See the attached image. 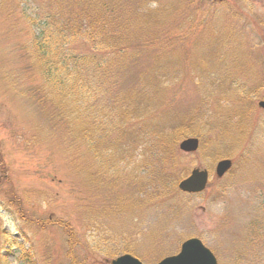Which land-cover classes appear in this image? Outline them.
<instances>
[{
    "label": "rangeland",
    "instance_id": "obj_1",
    "mask_svg": "<svg viewBox=\"0 0 264 264\" xmlns=\"http://www.w3.org/2000/svg\"><path fill=\"white\" fill-rule=\"evenodd\" d=\"M120 5L128 56L112 59L88 107L106 127L116 123L100 135V145H117L100 164L67 132L61 108L28 94L40 80L20 44L45 0H0V264H110L124 253L156 264L190 237L218 264H264V0ZM157 6L159 19L134 17ZM147 25L159 39L147 41ZM149 77V134L133 137L142 120L123 117L118 98ZM189 136L199 148L182 153ZM225 158L231 168L217 178ZM196 167L209 171L205 190L181 193L178 182Z\"/></svg>",
    "mask_w": 264,
    "mask_h": 264
},
{
    "label": "trees",
    "instance_id": "obj_2",
    "mask_svg": "<svg viewBox=\"0 0 264 264\" xmlns=\"http://www.w3.org/2000/svg\"><path fill=\"white\" fill-rule=\"evenodd\" d=\"M22 1L25 3V0ZM121 1L45 0L47 7L44 11L34 8L33 13H30L32 26L30 25L29 38L20 44L25 51L29 69L40 80L39 85L31 88L32 91L28 93L34 97L33 102L43 107L61 108L62 123L67 132L78 134L86 151L100 164L103 161L101 154L117 146L115 143L100 145V135L112 133L116 123L106 127L105 121H100L97 113H93L88 107H94L92 103L99 88L97 82L107 77L112 59L123 60L128 56L129 35L127 28L122 25L124 18L120 10ZM159 9V6L154 9L146 7L135 13L134 17L140 16L145 21L159 19ZM153 30L152 25H147L145 36L149 42L159 39ZM171 36H163V40L171 39ZM79 42L85 44L87 50H79L76 47ZM156 69L152 71L154 76L157 74ZM155 80L149 77L138 89H127L118 98L123 117L130 121L142 120L143 125L138 127V134H134V130L129 128L133 137L149 134L151 123L142 116L145 110L156 105L157 91L149 93ZM57 111L59 115L60 112ZM54 115L53 112L52 116ZM110 116L112 112H109L108 117ZM182 128L188 131L186 126ZM188 134L189 132L185 135ZM160 144L162 143L157 142L156 145L162 146L161 153L167 154V146ZM170 151V155H176L174 149ZM115 166L117 164L110 169L115 171Z\"/></svg>",
    "mask_w": 264,
    "mask_h": 264
},
{
    "label": "water",
    "instance_id": "obj_3",
    "mask_svg": "<svg viewBox=\"0 0 264 264\" xmlns=\"http://www.w3.org/2000/svg\"><path fill=\"white\" fill-rule=\"evenodd\" d=\"M221 2L223 0H214ZM257 106L264 109V100L257 102ZM199 141L196 137H188L178 144L180 151L189 153L197 150ZM231 167L229 159L217 162L215 174L221 177ZM208 181V171L206 169L194 168L190 174L178 183V188L187 193H199L206 187ZM110 264H142L137 258L130 254H123L113 259ZM156 264H217L213 253L203 245L201 240L192 237L183 241L180 250L176 255L168 256Z\"/></svg>",
    "mask_w": 264,
    "mask_h": 264
}]
</instances>
